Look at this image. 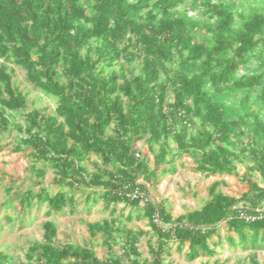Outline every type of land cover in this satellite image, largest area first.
<instances>
[{
  "label": "trees",
  "instance_id": "16d2710c",
  "mask_svg": "<svg viewBox=\"0 0 264 264\" xmlns=\"http://www.w3.org/2000/svg\"><path fill=\"white\" fill-rule=\"evenodd\" d=\"M255 2L0 0V147L14 133L39 183L16 197L15 183L6 186L12 213L3 220L23 225L43 205L47 217L21 264H174V250L189 261L215 257L222 223L229 246L261 264L264 217L240 216L264 207V1ZM9 64L55 100L53 113L29 107ZM143 140L154 166L136 147ZM184 157L207 177L238 175L243 164L248 190L232 196L221 189L226 181H214L200 207L174 217L139 178L175 173ZM80 190L109 210L88 224L92 239L102 236L104 258L94 244L57 241L54 216L74 212ZM143 220L149 229L128 225ZM0 264L10 256L0 252Z\"/></svg>",
  "mask_w": 264,
  "mask_h": 264
},
{
  "label": "rangeland",
  "instance_id": "374dc122",
  "mask_svg": "<svg viewBox=\"0 0 264 264\" xmlns=\"http://www.w3.org/2000/svg\"><path fill=\"white\" fill-rule=\"evenodd\" d=\"M239 9L242 6L256 5L255 0H233ZM264 1V0H261ZM14 70V83L21 91L26 93L29 100V107H38L42 110H48L53 113L56 107V102L51 97L46 96L43 92L34 88L26 80L25 70L10 65ZM19 119L21 117L19 116ZM14 133L4 138L0 147V252L10 256L11 264H21L26 261V254L34 241L41 240L43 237V222L47 220L45 215L46 206L34 207L31 211L32 221H27L21 225L8 224L3 220L6 213H12L11 209H5L3 204L8 198L6 186L13 183L17 188L13 191L12 196L16 197L30 186L39 189L38 179L33 177L29 171L31 159L29 157L30 150L16 151L14 149ZM136 147L149 158L150 165L154 166V155L150 152L146 142L139 141ZM92 161H98L96 156H93ZM93 162H89L90 169H94ZM177 171L168 173L152 182L145 181L142 177L139 178L140 183L147 185L151 197L158 201L164 202L174 217H177L187 211L200 207L208 198V187L217 180H224L226 184L221 186V189L226 194L240 197L248 190V185L240 180V176L245 172L243 164L238 165V175H211L209 177L195 170V163L192 158L184 157L176 161ZM163 166L158 167V172ZM255 178L261 182L259 174ZM53 179V173L48 168L45 184H50ZM86 191L80 190L77 193L79 204L74 212L69 210L58 213L54 216L58 227L57 241L61 244H94L99 257H106L109 254L107 248L102 245V236L92 239L88 224L94 221L102 220L109 215V210L104 207V202L100 201L97 204L87 203L85 201ZM124 203L118 204V208H122ZM127 208L126 211H129ZM132 228L149 229L147 220L133 221L128 224ZM221 233L223 236V245L217 248L215 257L203 256L192 262L185 258V251L174 253L171 258L176 264H214L217 261L226 264H252L249 258L250 250L241 248H232L229 246L225 237L229 234L227 226L222 223ZM218 238L213 237L212 244ZM141 249L144 257H149L146 239L142 240ZM115 251H120L119 247L114 248ZM258 259L261 264H264V250L258 251Z\"/></svg>",
  "mask_w": 264,
  "mask_h": 264
},
{
  "label": "built area",
  "instance_id": "2783aa9c",
  "mask_svg": "<svg viewBox=\"0 0 264 264\" xmlns=\"http://www.w3.org/2000/svg\"><path fill=\"white\" fill-rule=\"evenodd\" d=\"M240 216L247 221H255L259 218L264 217V207L257 208L254 213L248 212L246 210H241Z\"/></svg>",
  "mask_w": 264,
  "mask_h": 264
},
{
  "label": "crops",
  "instance_id": "0c3cea01",
  "mask_svg": "<svg viewBox=\"0 0 264 264\" xmlns=\"http://www.w3.org/2000/svg\"><path fill=\"white\" fill-rule=\"evenodd\" d=\"M185 248H187V246H186ZM175 252H176V253H179L178 251L174 250L171 258L174 257V253H175ZM185 258H186V255H185ZM200 258H201V257H200ZM186 259H187V258H186ZM173 260H174V259H173ZM173 260H172V261H173ZM188 261H189V260H188ZM190 262H192V261H190ZM174 264H176L175 261H174Z\"/></svg>",
  "mask_w": 264,
  "mask_h": 264
}]
</instances>
